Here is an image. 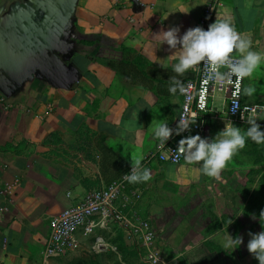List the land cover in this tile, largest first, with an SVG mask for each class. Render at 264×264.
Here are the masks:
<instances>
[{"label":"crops","instance_id":"crops-1","mask_svg":"<svg viewBox=\"0 0 264 264\" xmlns=\"http://www.w3.org/2000/svg\"><path fill=\"white\" fill-rule=\"evenodd\" d=\"M210 1L0 0V186L20 182L13 197L0 196V263L50 264V219L119 177L118 158L132 168L142 157L141 168L151 172L149 181L127 182L126 207L143 217L158 220L195 191H205L209 204L238 197L243 166L227 163L217 179L200 164L155 157L153 129L171 126L181 110L179 89L169 87L193 75L175 73L182 50L160 45L162 33L199 26ZM228 18L264 53V0H220L211 23ZM124 59L165 72L151 85L135 83L120 68ZM217 95L203 116L209 138L225 124L244 131L246 123L232 120ZM243 100L264 105V64L246 77ZM112 227L95 228L99 244L111 246ZM89 236L77 234L80 244Z\"/></svg>","mask_w":264,"mask_h":264},{"label":"clouds","instance_id":"clouds-1","mask_svg":"<svg viewBox=\"0 0 264 264\" xmlns=\"http://www.w3.org/2000/svg\"><path fill=\"white\" fill-rule=\"evenodd\" d=\"M165 43L169 49L182 50L179 62L174 65L175 73L183 75L203 62L205 84L213 82L220 87L231 85L233 76L237 80H242L251 76L260 65L264 64V53L252 50L250 37L238 33L230 18L215 20L207 29L202 26L188 28L182 35L178 26L171 27L162 33L160 45ZM234 51L241 54L239 59H234L230 55ZM222 68L226 71H221ZM178 89L181 94L185 92L180 81L174 80L169 91L175 94ZM245 92L247 95H252L254 89L249 87ZM237 108L238 106H234L233 112ZM257 119L259 117L255 112L247 117L246 122L249 126L244 131L234 124H225L224 129L212 138L201 137L199 134L184 136L178 142L179 151L187 164H200L203 175L218 179L227 163L245 147L248 139L256 144H264V128L257 123ZM195 122L196 115L187 114L179 118L175 128L167 123H160L153 129L154 137L162 144H166L174 135L190 132ZM141 160L142 157H137L133 161V171L127 176L129 183H142L152 178L150 170L141 168ZM249 236L248 252L259 264H264V231L250 232ZM242 243V236L229 235L224 246L234 250L237 248L236 245Z\"/></svg>","mask_w":264,"mask_h":264},{"label":"built area","instance_id":"built-area-1","mask_svg":"<svg viewBox=\"0 0 264 264\" xmlns=\"http://www.w3.org/2000/svg\"><path fill=\"white\" fill-rule=\"evenodd\" d=\"M218 5H220V0H211L208 3L199 26L204 29L208 28ZM231 56L234 59L241 57ZM191 70L192 77L185 80L182 85L185 92L180 93L182 104L178 119L170 127L175 128L179 118L187 114H195L196 122L192 125L190 132L185 131L181 135H174L166 144H162L159 140L155 157L162 162L180 164L184 157L179 151L178 142L182 137L191 135L193 131L199 132L202 137L210 136V129L203 116L209 112L211 103L218 93L223 94V101L227 105V112L232 120L247 123L246 118L253 112L259 119L264 118L263 104H247L243 100L246 77L237 80L233 76L231 85L220 87L213 82L204 83L205 66L203 62ZM221 71H226V69L222 68ZM234 106H238L235 112H233ZM132 171L133 168L126 175L106 186L89 191L80 201L50 219V234L44 251L47 260L78 249L80 247V241L77 238L79 232L84 236H89L94 233L100 223L117 222L125 227L129 236L144 249L145 258L150 264H161L162 259L156 249L157 234L151 222L143 220L136 214L130 217L125 210L129 200L126 194L127 176ZM19 185V180L4 183L0 186V196L13 197Z\"/></svg>","mask_w":264,"mask_h":264},{"label":"rangeland","instance_id":"rangeland-1","mask_svg":"<svg viewBox=\"0 0 264 264\" xmlns=\"http://www.w3.org/2000/svg\"><path fill=\"white\" fill-rule=\"evenodd\" d=\"M217 98L218 95H216ZM243 166L245 171L240 172L239 175L240 187L246 183V173L251 168L247 165ZM194 193L195 196L192 199H187L183 204L177 205L173 211L159 213L158 220L148 216L143 217L135 211L131 212L127 207L125 209L130 217L136 214L143 220L151 222L157 234L156 249L162 259L161 264H259L248 252L247 243L250 239L249 233L260 232L262 228L259 219L254 214L246 213V200L242 194L239 192L238 197L233 199L232 203L225 204L222 201L218 204V201L213 199L215 203L209 204L206 203L205 191ZM223 215L227 216L225 223L220 222ZM107 224L115 226L112 227L115 233L107 240L111 246H104L101 243L100 245L97 236L102 233L94 232L80 244L78 249L52 258L50 264H91L99 260L104 264H116L118 261L124 262L123 258L126 259V264H150L145 258L144 249L129 236L125 227L117 222ZM229 235L242 236L243 243L236 245L237 248L234 250L231 247L226 248L224 242ZM121 242L126 244V252L136 251L138 253L126 255L120 253L118 245ZM208 242L221 247V250L215 253V257L209 254Z\"/></svg>","mask_w":264,"mask_h":264},{"label":"trees","instance_id":"trees-1","mask_svg":"<svg viewBox=\"0 0 264 264\" xmlns=\"http://www.w3.org/2000/svg\"><path fill=\"white\" fill-rule=\"evenodd\" d=\"M120 68L124 71L129 78V80L135 83H153L158 77H161V73L165 72V69L156 67L149 63L137 62V61H129L124 59L120 62ZM192 75L189 76L191 78ZM186 78V79H189ZM185 79V80H186ZM184 80V81H185ZM184 83V82H183ZM183 83L181 85H183ZM156 94H159L158 89L155 90ZM262 128H264V118L259 123ZM246 128L249 126L247 123L245 124ZM245 128V129H246ZM244 129V130H245ZM8 149L15 148L12 144H9ZM110 149V148H108ZM17 150V149H15ZM111 150V149H110ZM112 151V150H111ZM241 158H249V159H241ZM122 163L120 169V176L114 178L112 181L121 178L122 176L126 175L130 171V167L125 164V162L118 158ZM248 162L250 164H248ZM228 164L243 166L247 165L249 168L247 174V181L244 185L238 186L237 192L241 193L244 199L246 200V213L250 212L254 214L258 219L262 231H264V144H256L250 139L246 141L245 147L240 150L232 159L231 162L229 161ZM244 167V166H243ZM244 173V172H243ZM244 175V174H242ZM111 181V182H112ZM227 216L223 215V219H220V222H226ZM219 222V223H220ZM237 225V224H236ZM208 250L210 251L209 254L215 257V253H218V250H221L220 246H217L214 243L208 242ZM119 252L122 254H137L138 252H129L127 250V246L124 242H121L118 245ZM216 249V250H215ZM215 250V251H214ZM141 251V250H139ZM109 252V251H108ZM106 252V253H108ZM213 253V254H212ZM124 255V256H125ZM125 258H123L124 262L118 261L116 264H126ZM91 264H104L100 260L97 262H92Z\"/></svg>","mask_w":264,"mask_h":264}]
</instances>
